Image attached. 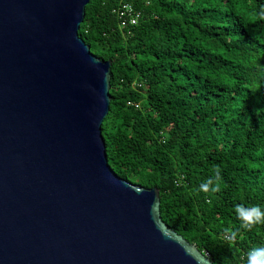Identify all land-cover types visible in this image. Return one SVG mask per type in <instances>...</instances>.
<instances>
[{"label": "trees", "instance_id": "1", "mask_svg": "<svg viewBox=\"0 0 264 264\" xmlns=\"http://www.w3.org/2000/svg\"><path fill=\"white\" fill-rule=\"evenodd\" d=\"M123 2L142 13L131 29L121 0H89L79 30L113 61L108 162L157 187L162 220L215 264H245L264 245V223L242 229L235 215L264 207V0ZM214 167L219 187L199 191Z\"/></svg>", "mask_w": 264, "mask_h": 264}, {"label": "water", "instance_id": "2", "mask_svg": "<svg viewBox=\"0 0 264 264\" xmlns=\"http://www.w3.org/2000/svg\"><path fill=\"white\" fill-rule=\"evenodd\" d=\"M88 2L0 0V264H215L108 162L113 61L79 35Z\"/></svg>", "mask_w": 264, "mask_h": 264}, {"label": "clouds", "instance_id": "3", "mask_svg": "<svg viewBox=\"0 0 264 264\" xmlns=\"http://www.w3.org/2000/svg\"><path fill=\"white\" fill-rule=\"evenodd\" d=\"M260 15L264 16V10L260 12ZM219 179L220 170L218 167H214L213 175L201 181L198 190L203 192L215 191L219 187L215 181ZM235 215L240 221L242 229H250L255 224L264 223V207L260 205H236ZM225 231L228 232L227 229ZM229 235L234 237L235 233L230 232ZM245 264H264V245L250 248L247 252Z\"/></svg>", "mask_w": 264, "mask_h": 264}, {"label": "built area", "instance_id": "4", "mask_svg": "<svg viewBox=\"0 0 264 264\" xmlns=\"http://www.w3.org/2000/svg\"><path fill=\"white\" fill-rule=\"evenodd\" d=\"M116 12L119 17V26L120 28H127L131 29L133 26L138 24L139 19L142 16L141 11L136 10L132 4L123 2L121 0V3L116 9ZM137 106V105H136ZM205 255L209 257V253L205 252Z\"/></svg>", "mask_w": 264, "mask_h": 264}]
</instances>
